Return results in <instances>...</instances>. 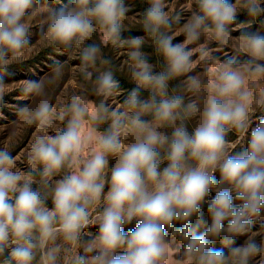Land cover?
<instances>
[{
    "label": "clouds",
    "instance_id": "9594fccd",
    "mask_svg": "<svg viewBox=\"0 0 264 264\" xmlns=\"http://www.w3.org/2000/svg\"><path fill=\"white\" fill-rule=\"evenodd\" d=\"M196 3L182 25L186 40L174 43L181 14L148 0L143 29L163 57L157 71L142 50L145 37L124 35L126 0H68L59 8L0 0V103L8 68L23 62L32 21L45 11L39 36L77 50L79 72L98 98L90 106L73 94L54 105L47 87L62 75L59 61L47 80L19 82L21 94L38 102L17 104L16 114L38 127L26 169L0 148V264H264V88L257 91L264 31L252 30L253 23L264 28V0ZM241 10L250 21L238 22ZM97 32L130 49L134 87L122 103L112 67L94 80L89 71L98 60L112 64L100 43H89ZM205 35L221 46L235 41L237 55L189 47ZM195 53L205 73L211 66L210 78L190 74ZM232 132L247 137L246 147L235 150Z\"/></svg>",
    "mask_w": 264,
    "mask_h": 264
},
{
    "label": "rangeland",
    "instance_id": "374dc122",
    "mask_svg": "<svg viewBox=\"0 0 264 264\" xmlns=\"http://www.w3.org/2000/svg\"><path fill=\"white\" fill-rule=\"evenodd\" d=\"M42 3L47 4L50 8H59L63 3H68V0H56L51 3L46 0H41ZM129 6V12L124 21L125 32L124 35L132 36H144L146 43L143 47V51L149 55L150 62L155 66L157 71L163 63V57L159 55L155 46L148 34L143 29V16L144 12L149 6L148 0H126ZM167 10L170 14L180 13L182 19L179 27L173 28L171 35L173 36V42H184L186 37L184 35L182 25L186 23L194 12L198 11L196 0H165ZM47 12L43 13V16H38L32 21L31 27V40L33 42L32 48L26 52L23 62L13 63L9 66L8 72L5 75V80L8 82V87L5 91L3 103H0V148H7L16 157V167L20 170L27 168V161L25 159L27 152L29 151L32 142L37 135V125H28L24 123L23 119L16 114L15 106L21 103H27L35 105L38 100L24 97L19 91V82L26 79H44L47 80L53 75L52 65L54 62L59 61L62 63V75L56 79L55 83L47 87V92L50 100L54 105L62 102H67L69 97L73 94L83 95L90 102V106L97 102V96L91 90V84L85 81L79 72L81 61L77 54V50L67 52L64 48L50 44L44 41L38 33V26L44 22ZM251 18L247 17L243 10H241L239 21H250ZM252 30L264 31L259 24L253 23ZM233 37H238L239 32L233 31ZM100 43L102 49V56L112 61L111 65H105L101 61H97L94 68L89 69L92 72V79H95L96 75L105 71L107 68L112 67L114 69L115 78L120 81V93L116 97L118 103H122L128 91L134 87L132 80L128 73V53L130 49L127 47L115 48L111 44L103 41L101 33L97 32L93 36L91 42ZM206 44L211 50L212 54L223 59L228 55H237L235 41L226 46L219 45L216 41L209 39L206 35L202 36L200 41L190 44L189 47L198 49L200 45ZM241 61L246 59L243 54H239L238 57ZM195 61L193 71L191 75H198L202 78H210L211 66L209 65V73H205V65L200 60L199 54L195 53L193 56ZM186 76L178 77L176 80L170 82L172 85L179 84L186 80ZM259 88H264V81H261L257 85V91ZM147 95V93H145ZM186 98H195L192 93H187ZM112 103V101H109ZM118 106V105H117ZM259 115V114H258ZM257 116L253 117V121ZM195 125V120L189 123L191 129ZM59 126H63L60 124ZM107 125H101L103 129ZM170 131V129H168ZM49 134L54 135L55 131H50ZM229 140L239 143L236 144V151L246 147L247 137L240 138V134L232 132L229 134ZM87 155V153H85ZM114 163V158L109 157V167ZM57 176L54 179H59ZM38 179V178H37ZM38 185H34L37 187ZM214 195V194H213ZM48 206L51 207V199L48 201ZM259 225H257V228ZM91 232H96L95 226L89 229ZM246 237H240L237 244L243 242ZM222 246L217 243V247Z\"/></svg>",
    "mask_w": 264,
    "mask_h": 264
},
{
    "label": "trees",
    "instance_id": "16d2710c",
    "mask_svg": "<svg viewBox=\"0 0 264 264\" xmlns=\"http://www.w3.org/2000/svg\"><path fill=\"white\" fill-rule=\"evenodd\" d=\"M46 1L53 3V2H55L56 0H46Z\"/></svg>",
    "mask_w": 264,
    "mask_h": 264
}]
</instances>
